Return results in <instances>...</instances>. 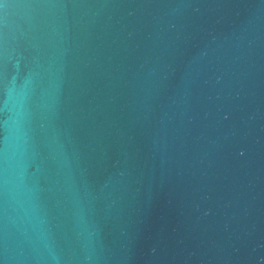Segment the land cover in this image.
<instances>
[{
  "label": "water",
  "instance_id": "obj_1",
  "mask_svg": "<svg viewBox=\"0 0 264 264\" xmlns=\"http://www.w3.org/2000/svg\"><path fill=\"white\" fill-rule=\"evenodd\" d=\"M0 264H264V0H0Z\"/></svg>",
  "mask_w": 264,
  "mask_h": 264
}]
</instances>
